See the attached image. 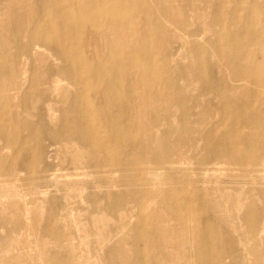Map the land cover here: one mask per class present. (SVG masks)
Returning <instances> with one entry per match:
<instances>
[{
    "label": "rangeland",
    "instance_id": "1",
    "mask_svg": "<svg viewBox=\"0 0 264 264\" xmlns=\"http://www.w3.org/2000/svg\"><path fill=\"white\" fill-rule=\"evenodd\" d=\"M44 1L0 0V264H264V0H127L74 27L81 77L40 44ZM83 102L104 130L71 154L48 137Z\"/></svg>",
    "mask_w": 264,
    "mask_h": 264
},
{
    "label": "bare ground",
    "instance_id": "2",
    "mask_svg": "<svg viewBox=\"0 0 264 264\" xmlns=\"http://www.w3.org/2000/svg\"><path fill=\"white\" fill-rule=\"evenodd\" d=\"M149 2H152V0H149ZM47 4H50L49 6L50 9L59 12V18L53 24H50V26L52 27L51 28L49 27V29H47V35L43 36V32L42 31L39 32L40 44L54 50L56 56L62 57L63 59H66L68 62L72 61L75 64L74 65L75 74L80 75V77L83 74H89V68L84 67L87 64V62L81 56V53L79 51L80 46H78L79 43H75L76 35H75L74 27L75 26H77V28L84 27L85 29H87V31L98 32V28L104 27L111 17L112 18L121 17L122 13L120 11L122 9L130 7L127 0H64V2H61L60 0H45L43 2V6L45 7ZM66 7H70L71 10L67 11L65 9ZM43 17H46V14H44ZM52 17L57 18V15H52ZM39 24L40 25L43 24L44 26H46V28H48V23H45V21L43 20L41 22H37L36 25L38 26ZM35 32L36 34H38V30L36 28L33 29V34H35ZM96 69L98 70L97 72L89 75L92 77H97L95 79V82L100 77H103L102 76L103 74L113 73L112 71L113 66L108 62L98 63ZM89 76H88V82L92 84L94 79L92 80ZM114 89L115 87L111 88L109 92H112ZM106 100L108 102H111V104L114 103V100L108 97L107 95L99 99L100 102H104ZM79 105L80 107H84L83 123H86V125L90 127L91 132L88 133L86 132V134L85 133L80 134L81 129L83 127L82 126L83 123L81 122L79 123V125H74L73 122L69 121L62 124L61 129L64 131V133L61 135V137H57L54 134L48 137L49 140L55 141L54 144L57 142L61 143L63 141L69 147L74 148L71 151V154L79 150V148L76 146L77 143L76 141L77 137H75L76 135H78L79 138H83V140H85L87 144L88 141L91 140L99 141V139L101 138L100 131L102 129L98 126L100 125L99 123L100 121L88 106L89 103L83 102ZM119 117L120 118L123 117L124 120H126V122L128 121L125 115H106L107 128L113 129L115 127H118V125L121 124ZM0 122H2L1 118H0ZM150 123H152L151 125L155 124L156 123L155 118L152 117V121ZM127 125L125 124V127L128 128ZM26 130L30 131V129L27 127ZM22 145L25 146L26 143H23ZM173 162H174L173 156L172 157L169 156L164 159L163 157L160 159H155L153 160L152 163L155 167V172H154L155 179L158 181L161 188L165 186L164 190L161 193L162 195H165V201L166 204L168 205H172L173 203L172 201L175 200L176 195L174 194L175 191L173 192V190L166 188L163 172H161L160 170L167 168V166H171L175 164ZM80 163L81 162L78 160L72 161L70 163L72 166H74L73 168L76 170L74 175L72 176L75 177V176H80L82 174L80 173V171H83L84 169L76 166L79 165ZM133 170L135 173H137V175L138 173L140 174L139 168H134ZM51 174L54 175V173ZM55 174L58 175V173ZM14 259H15V264H20V255H17L16 257H14Z\"/></svg>",
    "mask_w": 264,
    "mask_h": 264
}]
</instances>
